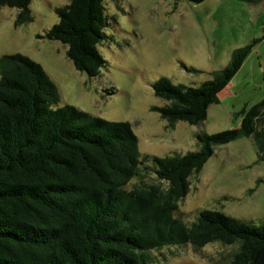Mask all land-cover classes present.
I'll return each mask as SVG.
<instances>
[{
	"label": "trees",
	"instance_id": "obj_1",
	"mask_svg": "<svg viewBox=\"0 0 264 264\" xmlns=\"http://www.w3.org/2000/svg\"><path fill=\"white\" fill-rule=\"evenodd\" d=\"M30 1L0 0V7L17 9L19 24L30 19ZM103 2L67 0L39 36L65 45V57L89 77L105 64L97 49L106 37ZM251 46L233 49L228 62L198 86L158 77L151 90L165 102L152 110L168 126L201 122ZM56 99L39 63L18 52L0 56V264H149L153 249L210 242L237 244L227 264H264V224L214 209L198 210L190 224L173 216L188 192V176L215 145L252 135L258 151L264 148V99L241 110L238 127L196 133V150L141 158L127 121L54 106ZM145 160L165 188L126 190Z\"/></svg>",
	"mask_w": 264,
	"mask_h": 264
},
{
	"label": "rangeland",
	"instance_id": "obj_2",
	"mask_svg": "<svg viewBox=\"0 0 264 264\" xmlns=\"http://www.w3.org/2000/svg\"><path fill=\"white\" fill-rule=\"evenodd\" d=\"M67 0H31L30 19L17 24V9L0 7V56L21 53L39 63L56 87L54 106L70 104L110 121H127L136 136L140 158L196 150V133L238 127L241 110L264 99V0H104L106 37L97 49L105 60L98 75L74 69L65 45L42 34L56 21L55 7ZM252 46L237 71L208 105L201 122L177 120L168 126L154 106L160 76L174 84L198 86L222 68L233 49ZM264 148L252 135L215 145L189 188L177 201L173 216L190 224L200 209H214L245 223L264 224ZM165 183L156 178L149 160L126 190ZM250 188H254L248 193ZM237 244L210 242L162 246L149 251V264H227Z\"/></svg>",
	"mask_w": 264,
	"mask_h": 264
}]
</instances>
